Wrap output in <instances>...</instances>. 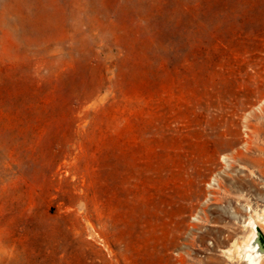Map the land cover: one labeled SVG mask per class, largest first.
<instances>
[{
    "label": "rangeland",
    "instance_id": "374dc122",
    "mask_svg": "<svg viewBox=\"0 0 264 264\" xmlns=\"http://www.w3.org/2000/svg\"><path fill=\"white\" fill-rule=\"evenodd\" d=\"M245 216L264 0H0V264H249Z\"/></svg>",
    "mask_w": 264,
    "mask_h": 264
},
{
    "label": "bare ground",
    "instance_id": "6f19581e",
    "mask_svg": "<svg viewBox=\"0 0 264 264\" xmlns=\"http://www.w3.org/2000/svg\"><path fill=\"white\" fill-rule=\"evenodd\" d=\"M254 219L251 218L250 216L243 217V221L245 222V224L251 227L247 241L245 242L243 247L244 248L243 254L245 256V259L249 262V264H259L261 257L264 256V253L259 252L258 246L252 244V241L256 236L255 225L257 224Z\"/></svg>",
    "mask_w": 264,
    "mask_h": 264
},
{
    "label": "water",
    "instance_id": "95a60500",
    "mask_svg": "<svg viewBox=\"0 0 264 264\" xmlns=\"http://www.w3.org/2000/svg\"><path fill=\"white\" fill-rule=\"evenodd\" d=\"M255 230L256 236L253 239L252 244L258 246V250L260 253H264V233L261 231L257 224L255 225Z\"/></svg>",
    "mask_w": 264,
    "mask_h": 264
}]
</instances>
